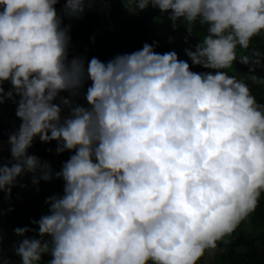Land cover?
<instances>
[{
	"label": "clouds",
	"instance_id": "obj_1",
	"mask_svg": "<svg viewBox=\"0 0 264 264\" xmlns=\"http://www.w3.org/2000/svg\"><path fill=\"white\" fill-rule=\"evenodd\" d=\"M96 2L0 0V110L11 101L20 121L6 142L0 127V201L26 176L37 191L63 181L13 229L15 264H199L264 199V103L248 83L264 86V0H120L198 40L188 59L153 41L107 62L72 55L65 23ZM37 138L70 153L58 171L30 153ZM12 211L0 203V264Z\"/></svg>",
	"mask_w": 264,
	"mask_h": 264
},
{
	"label": "trees",
	"instance_id": "obj_2",
	"mask_svg": "<svg viewBox=\"0 0 264 264\" xmlns=\"http://www.w3.org/2000/svg\"><path fill=\"white\" fill-rule=\"evenodd\" d=\"M57 7L59 8L60 5ZM159 15L156 9H149L139 14L128 13V9L120 0H109V2L97 0L90 8L86 9L82 19L65 18V23L72 25L73 48L71 54L86 56L89 59L95 56L101 61L107 62L118 54L131 53L141 49L145 42L152 44L153 41H156L159 45L155 49L157 52L164 53L175 50L181 59H188L184 49L194 45L198 37L192 36L185 43L187 35L185 28L181 26L178 30L173 31L171 21L166 16L156 19ZM170 37L173 38L171 42ZM253 44L264 50V38L259 36L254 38ZM240 51L238 49V52ZM234 68L242 78H247L250 75L248 67L239 62L234 64ZM193 70L203 71L204 69L195 66ZM258 71L261 72L259 76H264V70L258 68L256 72ZM248 83L258 101L264 103V86L253 84L251 80H248ZM5 87L8 88L10 85L6 84ZM74 99L79 103H86L80 97ZM15 108L16 105L8 101L3 104L2 110H0L3 140L12 130L5 125L3 120L11 118L15 114ZM56 147V141L47 144L41 143L37 138L29 151L42 160L49 161L51 165L58 163L61 167L62 162L69 158L70 153L66 151L57 155L55 154ZM48 149H52V151L50 152ZM3 156L9 158L7 145H5ZM23 183L28 187H15L12 191L11 201L8 199L0 201L5 211L10 205L14 208V211L4 215L6 234L12 239V242L18 239L13 234V229L17 226L29 225L33 218L39 219L48 207L45 204V199L53 194H62L63 191V181L59 179H53L48 184L38 185L39 191L36 190V186H32L29 176L24 177ZM256 223L257 228L249 230ZM250 225L251 227H249ZM6 258H9L13 264L19 259L15 255L6 256ZM47 259L46 256L45 260ZM213 261V264H264V199L256 212L244 221L232 236L226 237L218 244ZM199 264L201 263L199 262Z\"/></svg>",
	"mask_w": 264,
	"mask_h": 264
},
{
	"label": "rangeland",
	"instance_id": "obj_3",
	"mask_svg": "<svg viewBox=\"0 0 264 264\" xmlns=\"http://www.w3.org/2000/svg\"><path fill=\"white\" fill-rule=\"evenodd\" d=\"M128 13H130V12L128 11ZM260 73L261 72L258 71V72H256V75L259 76V75H261ZM244 78H246V77H244ZM261 101H262V99H261ZM3 121H4L5 125L8 128H12V129L16 128L19 125V123H20L19 119L16 118L15 114H13L11 118H5ZM4 141L6 142L7 138H5ZM52 167H53L54 170H58L60 168L58 163L52 164ZM29 181L31 183L30 177H29ZM40 184H48V182L41 181ZM33 190H35V188H33ZM257 226L258 225L256 223V225H253V227H251V225H250L249 227H251V228L250 229L248 228V229L249 230H254V228H257ZM3 228H4V232H5V239H4V243H3V255L5 257L6 256L15 255L13 250H12V244L14 242H12V239L9 238V236L6 234V229H5V224H4V217H3ZM216 251H217V248L215 250H211L209 252H206L205 256L201 259L200 263L201 264H213L214 263L213 257H214V254H215Z\"/></svg>",
	"mask_w": 264,
	"mask_h": 264
}]
</instances>
